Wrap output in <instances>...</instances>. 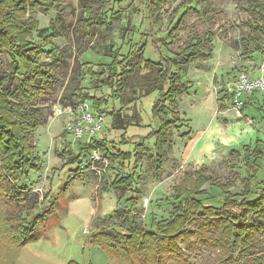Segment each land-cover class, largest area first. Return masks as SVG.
Masks as SVG:
<instances>
[{"label": "rangeland", "instance_id": "rangeland-1", "mask_svg": "<svg viewBox=\"0 0 264 264\" xmlns=\"http://www.w3.org/2000/svg\"><path fill=\"white\" fill-rule=\"evenodd\" d=\"M247 1L167 0L158 10L160 23L157 24L144 20V0H57L49 12L43 8L27 9V15L38 30L46 29L49 33L54 30L58 34L46 48L55 49L50 100L42 109L46 121L33 139L34 153L42 167L39 171H30L23 183L31 190L29 196H34L29 197L30 202H40L42 196L50 192L52 210L47 213L45 222L28 234V238L34 237V240L16 248L1 240L0 257L6 264H116L109 252L90 242L91 233L115 225L129 227L131 222L148 227L152 219L167 218L176 204L174 187L185 174H193L201 167H206L208 176L213 179L234 181L231 192L235 196L242 193V181L246 178L244 150L247 146L254 148L257 141L264 143V90L241 97L243 102L244 99L249 102L240 107L228 96L243 76L262 77L260 68L264 53H244L245 40L250 35L249 25L256 22ZM184 12L187 15L181 19ZM105 15L107 19L101 23L85 25V20ZM177 22L176 36L168 38L169 28ZM146 28L151 30L146 31ZM144 34L146 36H142ZM206 34L212 38L213 54L211 58L192 62L181 78L190 88L176 99L181 117L178 127H170L163 149L155 147L154 138L145 141L146 150L141 154L142 162L135 180L140 190L135 208L126 201L127 194L117 201L109 189L114 177L128 170V163L123 164L118 159L103 165L97 161L94 172L86 171L70 179V169L75 165L59 154L67 146L73 153L78 150L72 136L62 135L66 117L58 111L70 106L75 99L64 97L79 90L87 92L91 98L100 93L111 94L108 87L93 89L83 69L95 70L98 65L110 64L113 61L111 52L122 48L127 52L131 40L145 43L144 56L157 61L152 43L161 47L162 56L168 57L186 48L195 35L202 39ZM161 41L168 44L161 46ZM43 61L53 62L51 59ZM0 70L3 73L12 71L10 59L4 55L0 58ZM158 98L159 93L153 92L131 104L129 89L125 90L122 101L108 98L107 106H103L104 123L96 139L105 137L108 145H113L120 153L133 152L134 143L141 141L138 137H145L158 128L160 117L153 115ZM86 102L93 107L91 99ZM117 113L120 117L115 123L113 115ZM135 114L138 122L121 128L120 120L126 117L131 122ZM97 155L102 157L103 152ZM156 159L162 161L160 169L155 167ZM262 164L264 167V161ZM107 166L109 169L104 175L100 170ZM258 179L264 182V170ZM203 190L207 193L203 196L204 202L215 207L222 204L220 191L209 185ZM123 211H130V215ZM256 224L261 228L255 229V249L264 254V214ZM0 238L3 237L0 235ZM180 247L193 264H219L220 254L210 246L198 243L191 251L184 244Z\"/></svg>", "mask_w": 264, "mask_h": 264}, {"label": "trees", "instance_id": "trees-1", "mask_svg": "<svg viewBox=\"0 0 264 264\" xmlns=\"http://www.w3.org/2000/svg\"><path fill=\"white\" fill-rule=\"evenodd\" d=\"M166 1L144 0V20L160 23L158 10ZM56 2L0 0V58L3 55L8 57L12 68L10 73L0 70V235L3 237L0 242L2 240L15 248L34 240V237L28 238V234L45 222L47 213L52 210L50 192L43 195L40 202H30L29 197L34 196H29L31 190L23 183L30 171H39L42 167L41 160L34 153L33 139L37 129L46 121L42 109L48 106L51 94L55 49L46 48L58 36L54 30L51 33L46 29L38 30L36 23L27 15V9L43 8L49 12ZM247 3L257 23L249 25L250 35L245 40L244 53L263 54L264 2L248 0ZM111 13L115 15V12ZM185 15L186 12L181 19ZM106 19V15L96 20L89 18L85 20V25L94 26ZM177 29L178 22L169 28L168 38L176 36ZM149 30L146 28V31ZM152 44L158 55L157 61L144 56L145 43L131 40L127 52L123 48L111 52L113 61L110 64L98 65L95 70L91 67L83 69V73L89 75L93 89L108 87L110 95L100 93L91 98L87 92L79 90L64 97L66 100L75 99L72 106L91 99L94 110L104 115L106 111L103 106H107L108 98L122 101L126 89L130 90L131 104H135L140 97L159 93L153 106V115L160 117L158 128L145 137H138L137 140L141 141H134L133 152L120 153L113 145H108L105 137L93 140L108 163L118 159L123 164L128 163V170L122 176H115L109 188L117 201L127 194L126 201L132 208L140 198L135 180L142 162L141 154L146 150L145 141L154 138V145L159 150L167 145L170 127H178L181 121L176 99L188 93L190 88L181 82V78L192 62L211 58L213 54L212 38L208 34L202 39L195 35L186 48L168 57L159 53L160 46ZM160 44L166 46L168 43L161 41ZM43 59L53 62L48 63ZM228 96L233 97L234 94ZM247 102L244 99L242 105L245 106ZM113 116L116 123L120 113ZM138 120L136 114L131 122L126 117L122 118L121 128ZM75 143L77 152L73 153L67 146L59 154V157L69 159L68 163L75 165L70 172H75L77 166L90 156L88 144L81 141ZM232 155L239 157L237 153ZM242 159L246 178L242 181L243 191L239 196L231 192L234 181L213 179L208 176V169L201 167L193 174H185L174 187L173 200L176 204L167 218L152 219L148 227L131 222L129 227L115 225L100 228L91 233L90 242L109 252L110 259L116 264H193L180 245L184 244L191 251L192 246L198 243L217 250L220 254L217 260L219 264H264V254L255 249V229L261 228L256 221L261 220L264 214V182L258 179L259 173L264 170V143L257 141L254 148L247 146ZM161 162L156 159V169H160ZM205 185L220 191V206L204 202L203 196L207 194L203 190ZM123 213L130 215V211ZM192 237L195 240H191ZM0 264H6L1 257Z\"/></svg>", "mask_w": 264, "mask_h": 264}, {"label": "built area", "instance_id": "built-area-1", "mask_svg": "<svg viewBox=\"0 0 264 264\" xmlns=\"http://www.w3.org/2000/svg\"><path fill=\"white\" fill-rule=\"evenodd\" d=\"M260 72L262 77L260 78H246L242 77L239 81L237 88L232 91L234 94L233 102L236 106L240 107L242 105L241 97L246 94H250L255 90H264V62L261 65ZM58 114H64L66 117V124L64 131L73 137L76 141H81L89 145L90 156L83 163L79 164L75 172H70V179H74L80 174L91 171L94 172L96 168V162L101 161L103 165L107 163L106 159L102 156H98L100 150L95 146L94 141L96 140L97 134L102 129L104 123V115L98 114L92 106H90L86 101L78 103L74 106H66L58 111ZM106 168L100 170L104 175L106 173ZM99 172V173H100Z\"/></svg>", "mask_w": 264, "mask_h": 264}, {"label": "crops", "instance_id": "crops-1", "mask_svg": "<svg viewBox=\"0 0 264 264\" xmlns=\"http://www.w3.org/2000/svg\"><path fill=\"white\" fill-rule=\"evenodd\" d=\"M110 189V188H109Z\"/></svg>", "mask_w": 264, "mask_h": 264}]
</instances>
